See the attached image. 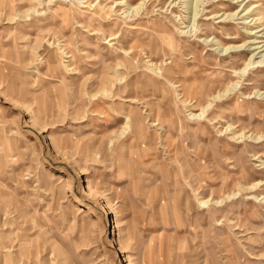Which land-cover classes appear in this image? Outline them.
Instances as JSON below:
<instances>
[{
    "label": "rangeland",
    "instance_id": "1",
    "mask_svg": "<svg viewBox=\"0 0 264 264\" xmlns=\"http://www.w3.org/2000/svg\"><path fill=\"white\" fill-rule=\"evenodd\" d=\"M233 1L0 0V264H264V0Z\"/></svg>",
    "mask_w": 264,
    "mask_h": 264
},
{
    "label": "bare ground",
    "instance_id": "2",
    "mask_svg": "<svg viewBox=\"0 0 264 264\" xmlns=\"http://www.w3.org/2000/svg\"><path fill=\"white\" fill-rule=\"evenodd\" d=\"M250 1L251 0H234L233 3L238 4L239 7L243 3V6L242 5L241 6H242V10H244V11L246 10V13L245 14L248 13L249 15H254L253 13H254L255 9H256V12H257L258 11L257 9L258 8H261L262 5L261 4H257V5L254 4L255 6L250 7V8H247V6L250 4ZM256 2H258V1H256ZM238 10H236L233 13H228V14L227 13L226 14L225 13H222L221 15H218V17H222V15H224V18H228L230 16L233 17V15H236V12ZM245 14L242 15V16H245ZM242 16L240 18H242ZM222 20H223V18H222ZM219 21H221V20H219ZM250 21H253V23H255V24L258 23L260 25V28H256V30H250V31L246 32L247 34L253 36V38H251L249 41H245V43H244L245 44L244 47L248 46V48L252 51L251 52V55L249 57V60L246 63V66H248V65L250 66V64H253V63L256 64V62H259L260 63V62H263L264 61V14H261V16L258 17V18H255V17L253 18L252 17ZM246 22L247 21L245 20L244 23H246ZM229 47H227V48H229ZM237 48H242V47H241V45H238ZM257 56L259 57V59L257 61L252 60L253 57L256 58ZM68 185H69V183H65L64 184V187L66 188V186H68ZM118 226L119 225H117V221H114V227H118ZM118 239H119V235H118ZM119 243H120V240H119ZM124 248L125 247L122 245V243H120L119 244V250H120V252H124ZM128 264H132V263L129 262Z\"/></svg>",
    "mask_w": 264,
    "mask_h": 264
}]
</instances>
